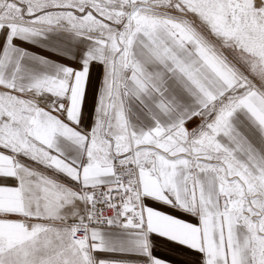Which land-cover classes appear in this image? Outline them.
Listing matches in <instances>:
<instances>
[{"label": "snow or ice", "instance_id": "obj_1", "mask_svg": "<svg viewBox=\"0 0 264 264\" xmlns=\"http://www.w3.org/2000/svg\"><path fill=\"white\" fill-rule=\"evenodd\" d=\"M0 264H264V0H0Z\"/></svg>", "mask_w": 264, "mask_h": 264}, {"label": "crops", "instance_id": "obj_2", "mask_svg": "<svg viewBox=\"0 0 264 264\" xmlns=\"http://www.w3.org/2000/svg\"><path fill=\"white\" fill-rule=\"evenodd\" d=\"M159 254L163 255V253H162V252H161V253H159Z\"/></svg>", "mask_w": 264, "mask_h": 264}]
</instances>
